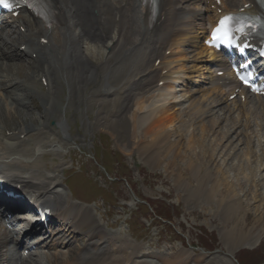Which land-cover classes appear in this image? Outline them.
I'll use <instances>...</instances> for the list:
<instances>
[{
	"label": "bare ground",
	"instance_id": "bare-ground-1",
	"mask_svg": "<svg viewBox=\"0 0 264 264\" xmlns=\"http://www.w3.org/2000/svg\"><path fill=\"white\" fill-rule=\"evenodd\" d=\"M247 2L251 0H220L219 4L217 0H157L156 13L151 18L149 8L143 0H50L55 13L53 24L46 25L41 18L31 15V19L21 18L18 21V26L24 27L22 32L6 29V38L0 34V117L1 113L11 115V111L21 107L28 108L30 102L27 92L37 90L42 91L43 120H38L35 126L20 123L21 126L10 130L8 135L4 134L5 125L0 122V149L3 150L0 154V179L4 180L3 185L19 186V192L23 196L20 201L44 204L53 211L62 203L61 194L53 190L56 186L53 185L56 182L54 177L41 176L42 179L38 180L35 176L39 173L27 171L36 168V162L17 164L6 161L4 155H26L28 150L21 149L25 139H20V135L36 140L37 134L45 133L46 122L59 109L58 89L61 79H68L76 71L77 83L80 89L85 90L88 83L97 77L100 66L102 81L94 98L98 102L109 103L115 109V116L127 121L132 138L151 134L146 152L154 154L158 151V154L163 151L173 157L176 153L184 152L180 150V133H185L196 120H204L206 116L209 117L208 120L213 119L214 129L222 124L220 141L224 140L225 146L234 156L238 155V142L244 146L247 154L255 152L250 146V136L238 133L239 126L236 123L241 116L246 119L255 115L259 120L249 119V125L254 121L255 132L257 121L264 137V98L247 95L242 100L237 95L229 101V96L236 88L234 79L226 70L225 62L215 59L202 40L207 26L220 16L218 9L225 13L236 10ZM196 20L198 23H195ZM83 40L94 43L91 50L93 54H97L96 61L92 52L89 53L91 56L82 52ZM99 47L104 49L99 51ZM19 51L31 58V67L25 66L16 57ZM199 55H203L200 61L202 63L197 65V61L201 59ZM64 56L66 60L62 59ZM113 57L115 60L110 62ZM21 65L27 69L26 74L22 72ZM219 70H224V74L217 75ZM37 75L40 82L41 78L46 80L45 89L34 80ZM195 77L203 85H189L188 81ZM179 96L184 97V102H187L185 107H181L182 104L177 99ZM21 98L26 101H21ZM73 102L74 99L69 95L66 107H70ZM87 105L84 104L85 107ZM177 105L179 106L176 107ZM65 111L66 109L63 110L64 115ZM231 111L237 113V120L227 125L226 117ZM231 115L234 116L233 113ZM66 120L58 119L57 129L63 128L61 130L64 132ZM169 121L178 124L171 130L165 129ZM207 128L208 125H201L196 141L194 134L189 136L186 143L188 149H193L194 145L204 148ZM244 129L247 130L246 127ZM64 134L62 133L63 138L67 139ZM231 134L235 135V139L230 138ZM71 140L75 141L74 138ZM209 146L213 148L211 143ZM201 148L198 153L204 156L208 151ZM261 155L259 167L263 166L264 169V150ZM201 167L202 161L196 164L197 169ZM237 169L241 170L243 166L239 164ZM259 178L262 179L261 176ZM219 179L216 173L207 171L200 176L193 195H205V199H213L218 192L216 187ZM238 180L235 181L237 185ZM228 192L232 194V187L228 188ZM238 198L234 195L221 198V210L226 217L240 213L239 205H235ZM7 202L15 203L14 200ZM57 217L65 222L63 228L56 229V242L47 246L45 255L49 264H59L61 259V264H128L122 263L119 256L113 255L116 247L106 245V241L112 238L111 235L100 228L88 210L71 203L62 208ZM66 228L83 234L87 238L86 243L82 248L67 247L66 252L54 253L51 248L55 245L66 247L70 242L68 236L61 233ZM261 234L262 232L253 236L249 245L256 246ZM9 242H15L13 232L0 215V264H37L27 263L21 256L18 262L13 251L7 248ZM120 247L124 250L126 242L117 246L118 249ZM137 254L138 251L131 249L128 255ZM182 255L180 250L170 258L162 254H157V258L161 264H171L174 261L183 264ZM129 264L152 263L131 260Z\"/></svg>",
	"mask_w": 264,
	"mask_h": 264
},
{
	"label": "rangeland",
	"instance_id": "rangeland-1",
	"mask_svg": "<svg viewBox=\"0 0 264 264\" xmlns=\"http://www.w3.org/2000/svg\"><path fill=\"white\" fill-rule=\"evenodd\" d=\"M8 29L22 32L24 27L18 26L16 21L9 23ZM2 35L6 38L5 32ZM92 46L94 48V43L88 40L81 43L82 52L89 56L94 55L92 57L96 61L97 54H93ZM98 49L102 51L104 48ZM203 55H199L201 59L197 61V65L202 63L200 61ZM17 57H22L20 61L31 67V58L24 56L22 52H19ZM62 59L66 60L65 56ZM114 60L113 57L110 62ZM24 65L20 68L26 74ZM34 80L38 86L41 85L39 75L35 76ZM101 81L102 66L98 69L97 77L88 83L85 90L80 89L77 83L76 71L72 72L68 79H61L58 89L59 113L49 118L45 133L37 134L38 140L20 135V139H25L21 149L28 150L26 155H4L5 160L19 164L36 162L37 169L27 171L39 173L35 176L39 179L48 175L54 177L55 190L59 191L65 202L84 207L82 209L90 212L100 228L110 233L113 238L106 242L107 245L115 248L127 241L125 242L128 247L124 251L121 246L119 249L116 247L114 253L123 261L146 260L161 264L156 254L170 258V255L181 250L183 264H195L196 260V264H263L264 169L263 166L259 167V163L264 150V137L262 129L257 125L259 117L251 115L245 119L241 116L240 121L236 123V126H239L238 133H247L251 138L250 146L255 152L250 150V154H247V150L238 142V155L234 156L227 145L225 146L224 140L220 141L222 124L217 123L219 129H214L213 119L208 120L207 116L204 120H196L185 133H180V150L184 152L176 153L174 157L163 151L153 154L146 152V146L151 142V134L132 138L127 121L115 116V109L109 103H101L94 98ZM193 83H198V80ZM41 88L44 86L41 85ZM40 92L42 91L27 92L30 102L28 108L21 107L11 111V115L1 113L0 122L5 125V135L23 124L35 126L38 120H43ZM69 95L74 102L70 107H66ZM22 99L20 100L26 101ZM179 102L181 107L186 106L184 99ZM85 103L88 104L87 107L84 106ZM231 113L226 117L227 125L237 120V113ZM55 119H67L63 125L64 132L61 130L63 128L57 129L58 121ZM249 119H257L255 132L254 121L249 125ZM177 124L169 121L165 129L171 130ZM201 125H208L204 148L194 145L193 149H188L186 143L189 136L194 134L196 141ZM61 132L68 138H63ZM73 138L75 141L71 140ZM230 138L235 139V135L231 134ZM209 143L214 149L210 148ZM198 147L208 152L202 156L198 153ZM1 152L3 153V150L0 149V154ZM200 161L202 167L197 169L196 164ZM239 164L243 169H237ZM207 171L216 173L220 178L216 187L218 192L211 200L205 199V195H193L200 176ZM237 179L238 185L235 183ZM64 182L71 184L73 196ZM229 187H232V194L228 192ZM232 195L239 197L234 202L239 205L240 213L228 218L221 210L220 200ZM65 205L63 202L60 207ZM56 211L59 213L58 209ZM260 232L262 234L258 244L250 246L252 237ZM66 234L71 238L70 245L73 247L81 248L86 243V237L83 235L77 234L74 238L73 233ZM131 249L138 251V257H129L128 252ZM45 251H38L37 254L22 259L49 264ZM58 251L65 252L66 248L58 247L55 252ZM230 255L234 257L235 262L230 261ZM59 261V264L63 262L62 259ZM171 264L178 263L174 261Z\"/></svg>",
	"mask_w": 264,
	"mask_h": 264
},
{
	"label": "snow or ice",
	"instance_id": "snow-or-ice-1",
	"mask_svg": "<svg viewBox=\"0 0 264 264\" xmlns=\"http://www.w3.org/2000/svg\"><path fill=\"white\" fill-rule=\"evenodd\" d=\"M0 6H3L5 8L11 7V5L7 2V0H0ZM230 19H231L230 17L226 16L219 21L218 26L212 30L211 33L212 41H218L226 45H234L236 43L235 39L232 37L230 32V28H229ZM241 79L243 80V77H241ZM244 82L246 84L248 83L246 80ZM253 90H256L255 86H253Z\"/></svg>",
	"mask_w": 264,
	"mask_h": 264
}]
</instances>
